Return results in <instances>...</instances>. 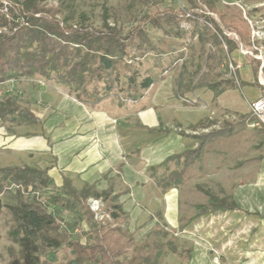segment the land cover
<instances>
[{
    "label": "rangeland",
    "instance_id": "1",
    "mask_svg": "<svg viewBox=\"0 0 264 264\" xmlns=\"http://www.w3.org/2000/svg\"><path fill=\"white\" fill-rule=\"evenodd\" d=\"M39 3L55 9L59 16L71 13V21L75 23L100 27L105 19L122 33L139 24L146 12L152 13L167 5L175 9L189 7L187 0H41ZM216 4L225 19H235L248 33L250 45L239 44L229 50L220 31L227 38L237 39V36L227 21L219 23V31L202 16H191V11L157 26L145 25L142 40H135L134 47L127 48L131 49L129 55H136L137 61H141L131 68L140 76L153 78V83L136 99L128 97L132 91L129 94L124 90L127 73L124 68L119 69L120 82H116L109 93L103 92V82L88 81L87 90L98 91L101 97L95 102H82L68 86L39 75H18L0 81V96H12L28 109L34 102L33 107L37 105L44 116L52 117L58 112L57 103L65 98L79 105L84 117L91 122L90 139L83 151L97 145L103 149L101 160L107 162V167L91 183L85 181L84 172L68 176L79 191L91 185L87 189L86 203L103 224H114L106 212V198L116 196L129 214L131 230L126 219L113 226L117 225L119 239L131 238L118 256L123 264H129L139 253L146 254L145 245L150 242L158 243L165 252L161 264H187V251L192 242L184 235V221L199 211V205H206V192L230 194L239 183H250L264 159V128L256 124L250 110L251 101L264 95V68L261 70L264 66V0H218ZM211 16L218 21L216 15ZM251 57L260 60L257 79L261 87L242 86L238 82L254 80ZM230 79L237 81L236 87L220 92L205 85L210 81L225 85ZM214 129L220 130L222 136L208 142L198 158L181 157L178 162L173 159L162 164L170 155L197 147L199 141L195 135ZM77 135L74 133L68 138ZM64 140L57 141L48 135L41 122L16 123L0 119V167L50 166L49 173H55L61 189L58 175L63 173V166L58 165L68 158L59 157L57 149L67 143L68 140ZM181 170V183L165 188L173 171ZM128 172L143 175L146 181L128 183L125 180ZM139 187L145 192L144 198H138ZM9 190L13 191L14 187L10 186ZM51 191L47 188L33 193L48 202L49 210L67 225L72 237L84 241L88 226L77 228L82 218L79 208L59 190H55V194L64 198L66 206L51 202L48 198ZM102 191L108 193L93 195ZM175 191L177 204L181 201L178 212L183 220L170 227L163 219L162 204L165 203L163 197ZM8 197L5 192L3 198ZM94 200L98 201V208L93 206ZM146 223L150 226L144 230ZM11 226L10 215L3 209L0 213V264H8L21 254L20 246L8 236ZM47 254L51 260L59 261L69 256V251L63 248Z\"/></svg>",
    "mask_w": 264,
    "mask_h": 264
},
{
    "label": "trees",
    "instance_id": "2",
    "mask_svg": "<svg viewBox=\"0 0 264 264\" xmlns=\"http://www.w3.org/2000/svg\"><path fill=\"white\" fill-rule=\"evenodd\" d=\"M40 1L0 0V81L18 75H39L68 86L70 91L76 92L78 100L82 102H95L101 98L98 91L87 90L88 81L103 82V92L109 93L115 83L120 82V68L127 72L124 90L129 94L132 91L128 96L131 99L139 97L142 91L153 83L151 76H140L136 69L131 68L141 61H137L136 55H129L131 49H127L129 46L134 47L135 40H142L145 25L157 26L162 21L180 18L191 11V16H202L212 22L219 31V23L227 21L237 36V39L227 38L220 31L228 43L229 50L237 48L239 44L250 45L248 33L238 26L235 19H225L217 8L218 0H187L188 8L175 9L167 5L162 9H155L152 13L146 12L141 16L140 23L125 33L105 19L100 27L75 23L71 21V13L59 16L55 9L39 5ZM211 14L216 15L219 22L214 20ZM135 49L140 50L139 47ZM251 62L254 80L238 82L242 86L261 87L257 79L260 60L251 57ZM263 68L264 66L261 70ZM225 82V85H220L218 81H210L205 85L217 92L237 85L234 79ZM0 119L16 123L41 122L30 109L9 95L0 96ZM220 136L222 134L218 129L195 135L199 141L197 147L170 155L162 164L173 159L178 162L181 157L185 160L191 156L198 158L205 151L204 146ZM184 164L187 165L186 161ZM48 169L28 165L0 167V213L3 209L9 213L12 226L8 236L21 248L20 256L8 264H123L118 256L122 249L128 246L131 238L119 239L116 233L117 225L113 227L125 215L116 200L117 197L106 198V212L114 224H103L94 217L86 203L89 194L87 189L91 185L79 191L68 177L63 176L62 191L77 201L88 224L85 240L74 238L67 225L49 210L48 202H43L33 193L56 188ZM181 174L182 170L173 171L170 181L164 187H176L181 183ZM10 186L14 187L13 191L9 190ZM5 192H8L9 196L6 199L3 198ZM107 193L94 192L93 195L98 197ZM205 195L206 205H199L200 209L193 217L214 210L238 208L231 193L221 195L206 192ZM48 198L51 202H62L54 193L48 194ZM178 207H181L180 200ZM190 219L184 221L182 228ZM178 220H183L181 213ZM145 247L146 254L139 253L131 258L129 264H161L165 252L159 248V244L150 242ZM63 248L69 251V256L65 259L53 261L48 257L47 252ZM190 252L191 249L187 251L186 260L189 259Z\"/></svg>",
    "mask_w": 264,
    "mask_h": 264
},
{
    "label": "crops",
    "instance_id": "3",
    "mask_svg": "<svg viewBox=\"0 0 264 264\" xmlns=\"http://www.w3.org/2000/svg\"><path fill=\"white\" fill-rule=\"evenodd\" d=\"M57 104L58 112L52 117L44 116L42 111L37 110L39 108L37 105L34 108V102L30 107V110L41 120V125L48 135L50 134L57 141L61 138L68 140L63 146L59 145L57 149L59 157L68 158L58 165L63 166V173L58 175L61 189L56 183L55 173L50 174V169H48V174L56 186L49 194L54 193L56 197L58 196L55 190L65 195L62 191L63 176L70 179L69 174L84 172L85 181L91 183L95 176L107 167V162L101 160L103 149L94 145L83 151L84 145L86 146L90 139L91 132L89 131L92 125L82 114L79 105L65 98ZM74 133H78L75 138H68ZM65 147L66 150H64ZM46 167L50 168V166ZM145 178L143 175L129 172L125 176L128 183L142 184L146 181ZM251 182L239 183L232 191V198L238 208L214 210L195 217L193 215L188 217L191 219L183 226L184 235L192 242L187 264H219L218 260L222 264H264V159L260 161L258 173ZM137 195H139L138 198L145 197L143 188H138ZM65 196L79 208L82 218L77 228L84 229L83 225L88 226V224L83 218L79 204L71 197ZM58 198L62 200L60 205L66 206L64 198L60 196ZM163 199L165 201L162 204L163 219L170 227H175L179 223L178 193L177 191L169 193ZM122 210L125 215L118 222L126 219L129 228L131 222L128 220L129 214L124 208ZM148 226L150 225L146 223L143 229L145 230Z\"/></svg>",
    "mask_w": 264,
    "mask_h": 264
},
{
    "label": "built area",
    "instance_id": "4",
    "mask_svg": "<svg viewBox=\"0 0 264 264\" xmlns=\"http://www.w3.org/2000/svg\"><path fill=\"white\" fill-rule=\"evenodd\" d=\"M250 110L255 116L256 124L262 125L264 127V95L251 101ZM92 203L94 207L98 208L97 200H94Z\"/></svg>",
    "mask_w": 264,
    "mask_h": 264
}]
</instances>
